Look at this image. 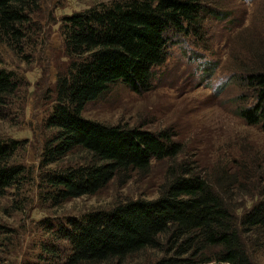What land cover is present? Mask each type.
<instances>
[{
  "label": "trees",
  "instance_id": "trees-1",
  "mask_svg": "<svg viewBox=\"0 0 264 264\" xmlns=\"http://www.w3.org/2000/svg\"><path fill=\"white\" fill-rule=\"evenodd\" d=\"M218 2L111 0L62 18L59 29L68 63L49 89V131L39 156V167H46L39 176L41 199L58 207L95 194L118 174L128 180L133 172L147 175L154 167L164 168V174L155 198L128 199L59 221L41 219L49 236L40 245L43 255L24 264H121L146 248L164 253L152 264H253L251 248H264V184L254 182L246 164L237 163L232 174L224 169L208 173L195 160L178 159L183 146L171 129L152 131L82 116L87 102L119 82L136 93L152 90L167 60L169 34L192 33L201 39L208 30L205 18L227 15ZM40 3L0 0V47L24 44ZM259 64V71L236 77L240 89L251 92V103L244 94L234 100L235 112L264 131V64ZM21 82L14 71L0 66V116ZM21 145L0 137V196L26 171L12 159ZM76 149L88 157L50 167ZM252 194L257 199L238 212L234 198ZM8 231L0 224V235Z\"/></svg>",
  "mask_w": 264,
  "mask_h": 264
},
{
  "label": "rangeland",
  "instance_id": "rangeland-1",
  "mask_svg": "<svg viewBox=\"0 0 264 264\" xmlns=\"http://www.w3.org/2000/svg\"><path fill=\"white\" fill-rule=\"evenodd\" d=\"M109 1L41 0L31 16L24 44L0 47V66L14 71L22 80L0 116V137L22 143L12 159L26 168L22 179L0 196V224L9 228L0 235V264H24L43 255L40 245L49 236L39 221L45 217L59 221L89 210L111 208L128 199L158 195L164 168L154 167L147 175L133 172L128 180L118 174L95 194L69 199L58 207L41 199L44 187L39 176L46 167H39V156L49 131L45 127L51 107L49 89L68 63L60 23L66 15ZM218 1L227 15L205 18L208 30L201 39L192 33L169 34L167 60L152 90L136 93L119 82L87 102L82 116L152 131L171 129L183 146L178 159L195 160L208 173L224 169L232 174L237 171V163L246 164L260 186L264 184V131L247 124L235 112L234 99L244 94L246 103H251V92L240 89L236 77L263 68L259 63L264 64V0ZM88 155L76 149L50 167L82 162ZM244 184L250 186L249 182ZM257 197L236 196L238 212ZM163 254L146 248L121 264H152ZM250 256L253 264H264L263 247L251 248Z\"/></svg>",
  "mask_w": 264,
  "mask_h": 264
}]
</instances>
